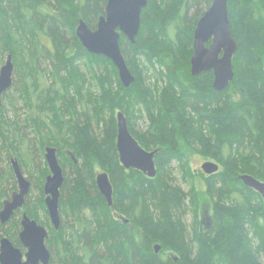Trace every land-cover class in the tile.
<instances>
[{
  "label": "trees",
  "instance_id": "obj_1",
  "mask_svg": "<svg viewBox=\"0 0 264 264\" xmlns=\"http://www.w3.org/2000/svg\"><path fill=\"white\" fill-rule=\"evenodd\" d=\"M106 2L0 0V67L12 58L10 90L27 110L22 130L0 107V209L16 186L11 159L30 178L40 173L42 178L33 181L43 195L46 171L34 166L37 155L31 149L35 151V144L42 158L44 149L52 147L74 179L64 177L60 190L59 216L64 222L58 231H48L50 264H261L264 205L238 178L248 175L264 183V0H227L238 49L232 59L233 81L220 93L212 89V73L191 77L187 68L194 28L211 0H147L136 44L120 39L135 78L129 89L122 87L110 61L89 55L75 37L80 20L96 29ZM182 51L188 53L186 68ZM155 64L165 69V75L158 76L167 83L157 98L141 73ZM116 110L142 149L158 150L153 179L121 167L115 147ZM142 110L150 126L136 135L130 120ZM100 126L98 135L94 128ZM19 130L29 131L32 140ZM192 151L220 165L218 173L205 178L211 212L206 230L198 218L197 192L191 187L184 193L172 176L176 162L183 180L193 178L186 161ZM97 171L106 173L112 184L111 207L97 191ZM10 182L6 194L3 187ZM40 202L47 216L44 199ZM26 203L23 212L37 221ZM112 212L122 216V222ZM188 214H193L195 228L190 234L183 223ZM18 225L14 216L4 232L13 242Z\"/></svg>",
  "mask_w": 264,
  "mask_h": 264
},
{
  "label": "water",
  "instance_id": "obj_2",
  "mask_svg": "<svg viewBox=\"0 0 264 264\" xmlns=\"http://www.w3.org/2000/svg\"><path fill=\"white\" fill-rule=\"evenodd\" d=\"M146 7L147 0H107L104 15L98 19L95 30H90L82 20L75 29V37L89 55L103 57L111 62L124 89H129L135 78L122 55L120 39L123 37L130 45L136 44L141 26V13ZM192 48L190 76L212 73V89L217 93L227 89L234 78L232 59L238 49L230 29L227 0H212L194 28ZM13 72L12 58L8 56L0 67V107L3 95L12 87ZM115 147L123 169L138 171L149 179L156 176L154 158L158 150L148 152L139 146L129 133L127 121L122 113L116 114ZM44 160L49 171L43 185L44 205L53 230L58 231L61 226L59 201L64 175L55 148L44 149ZM10 165L17 190L2 204L1 226L7 224L14 213L24 207L31 188L18 162L11 159ZM218 171V165L212 162L207 161L201 165V172L206 176H213ZM239 180L244 187L257 193L264 204V183L248 175L240 176ZM95 185L106 205L111 207L113 188L108 175L98 173ZM20 226L22 230L19 242L25 249V254L15 248L7 238H1L0 264H50L51 255L45 244L48 238L46 229L36 221L30 220L26 214L22 215ZM157 250L156 248L155 251Z\"/></svg>",
  "mask_w": 264,
  "mask_h": 264
},
{
  "label": "rangeland",
  "instance_id": "obj_3",
  "mask_svg": "<svg viewBox=\"0 0 264 264\" xmlns=\"http://www.w3.org/2000/svg\"><path fill=\"white\" fill-rule=\"evenodd\" d=\"M170 6V3L168 5V7ZM140 31V30H139ZM183 53V62H182V66L186 68V63L187 61L190 60L191 58V55L189 57V60H188V53L185 55V53L182 51ZM148 68V71L146 72L145 70L142 73L143 75V78H144V84L145 86L153 92V94L155 93L158 94L156 95V98L157 96H159L162 92V90L167 86V83L165 80H162L163 82L161 83L160 80H159V76H158V73L159 74H162V75H165V69L163 67H160V65H157L155 64L154 66V69H151L147 66ZM188 71H190V66L188 67ZM136 70V69H134ZM137 72H140V70L138 69ZM141 77V76H140ZM243 78L246 80L249 78V76H246L243 74ZM138 81H141L139 78H138ZM90 88H92L90 86ZM94 90V89H93ZM7 94H9L8 98L7 99H2V106L4 108V111H5V117L8 118L9 120L11 121H17L18 122V126L19 128H22V130L25 128V121H23L25 118H26V115H27V110L23 108V101H21L20 99L17 98V94L14 93L12 90H10L9 92H7ZM119 110H116L114 112V118H115V115L117 114ZM132 114H130L131 116ZM134 115V118L130 120V127L132 128L133 132L137 134H143L147 131L148 129V126H150V120L148 119L147 115H146V112L144 110L141 111V112H135L133 113ZM155 116L157 117L158 114L157 112H155ZM116 122V120H115ZM127 126H128V122H127ZM95 129V132L96 134L100 135L101 134V126L98 127V128H94ZM26 131V130H25ZM25 131H20L17 132L19 135L24 134L25 136H27V138L30 140H32V134L29 133V131L25 132ZM25 132V133H24ZM130 133V132H129ZM131 134V133H130ZM132 136V135H131ZM133 137V136H132ZM134 138V137H133ZM116 140V139H115ZM116 142V141H115ZM31 147L33 146L32 143L30 145ZM34 149L35 151H32L33 155H37V157H35L34 159V166L36 168H38L40 171H43L45 172L46 171V175H49V171H48V168L45 164V161H44V156L41 158L39 153H38V147H36V145L34 144ZM68 154H70V152L68 151ZM187 167L188 169H190L193 173V178L191 179H186V180H183V178H181V172H179V168H178V165L176 162H173L172 164V176L173 178L175 179V185L177 187H179L184 193H188L190 191V188H194V190L197 192V195L199 196L198 200H199V203H198V218L202 221L203 218H206L207 219V223H208V226L210 225V221H209V218H211V212L208 211L207 209V205H208V201L210 202V200L208 199V197L205 195V192H206V189L207 188V185L205 183V178L206 175L202 174L201 172V165L204 163V162H212L216 165H218L219 167V171H220V165L218 163V161L214 160V159H202L201 156L196 152L192 151V152H188L187 153ZM59 162V161H58ZM78 163V162H77ZM7 166V163L5 160H2V167H6ZM61 166V165H60ZM62 168V166H61ZM63 170V175L64 177L67 178L68 182L72 181L74 179V174L72 173V169H70L68 166H66L65 168H62ZM98 173H102L101 171H97L96 172V175ZM22 174L24 175V177L30 181L31 183V188H30V192H29V195L26 197L27 198V203L26 205L28 204L27 207L30 208L31 210V213L32 215L35 216V218L37 219V223L44 229H47L48 231L52 228L50 222H49V219H48V216H46L44 214L43 211H41L39 209V205H41V200L44 199V194L42 195L40 193V190H39V187L37 186V184L33 181V179H36L37 178V175L33 174L32 175V178L29 177L28 173L26 171H22ZM40 173H38V178H42L41 175H39ZM96 177V176H95ZM46 178V177H45ZM207 180V179H206ZM15 181V179H14ZM16 182V181H15ZM262 183V182H261ZM10 184V185H9ZM9 184H5L4 187H3V191L4 193L6 192V194L8 193L7 191L9 189H11V182ZM218 186H216L217 189H220V185L217 184ZM17 190V184L15 186V190L13 192H15ZM12 193V192H11ZM65 196V192L63 194ZM206 201V202H205ZM256 201V204L259 205V203H257V200ZM60 202V201H59ZM23 211V210H22ZM21 214V212H20ZM20 214L16 217V220H20ZM112 216L116 219V220H120L122 221L123 218L122 216H119L117 212H112ZM64 219L62 216H61V221L64 222ZM68 222V219L67 221ZM192 222H193V214H188L184 219H183V223L184 225L186 226V229L188 231V233L190 234L191 230H192ZM204 223V225H203ZM201 226L202 229H206L207 224L206 222H203ZM200 227V226H199ZM195 230V228H194ZM194 230H192V232H194ZM3 235V232L1 231L0 232V237H2ZM52 257L54 258L53 256V252H52ZM260 263L261 264H264V256L260 258ZM54 264V263H52Z\"/></svg>",
  "mask_w": 264,
  "mask_h": 264
},
{
  "label": "flooded vegetation",
  "instance_id": "obj_4",
  "mask_svg": "<svg viewBox=\"0 0 264 264\" xmlns=\"http://www.w3.org/2000/svg\"><path fill=\"white\" fill-rule=\"evenodd\" d=\"M12 193H14V192H12ZM11 197V196H10ZM9 197V198H10ZM9 198H7V199H5V200H3L2 201V204H3V202L4 201H6V200H8ZM27 199V198H26ZM26 199H25V203H26ZM112 200H113V197H112ZM25 206V205H24ZM1 209H2V207H1ZM0 209V210H1ZM24 209V207L21 209V210H18V211H16L15 213H14V215H13V217L11 218V220L8 222V223H10L11 221H12V219L14 218V216L15 217H17L19 214H20V212H21V214H20V220H19V225H18V229H17V231H16V239H17V241L15 242H13V241H11L7 236H5L4 235V232H6V231H8L7 230V226H8V223L7 224H5L4 226H1V228H2V232H3V235H2V237H0V239L1 238H7L11 243H12V245L15 247V248H18L19 250H20V252L24 255L25 254V249L21 246V244H20V242H19V234H20V232H21V226H20V221H21V219H22V215L23 214H25L22 210ZM30 220H33L32 218H30ZM119 220V219H118ZM34 221V220H33ZM120 221V220H119ZM120 222H122V221H120ZM203 222H206L207 223V219L206 218H204L202 221H201V225H202V223ZM37 223V222H36ZM124 223H126L125 221H124ZM38 224V223H37ZM127 225H128V223H126ZM39 225V224H38ZM203 225H204V223H203ZM202 225V226H203ZM205 225H207V227H206V229H208V228H210L211 227V225H209L208 226V223L207 224H205ZM40 226V225H39ZM205 229V230H206ZM201 230H203L202 228H201ZM46 231H47V234H48V230L46 229ZM47 241V240H46ZM18 243V244H17ZM46 244V243H45ZM48 249V248H47ZM49 251V250H48ZM51 255V254H50ZM50 261H51V257H50Z\"/></svg>",
  "mask_w": 264,
  "mask_h": 264
},
{
  "label": "bare ground",
  "instance_id": "obj_5",
  "mask_svg": "<svg viewBox=\"0 0 264 264\" xmlns=\"http://www.w3.org/2000/svg\"><path fill=\"white\" fill-rule=\"evenodd\" d=\"M211 2H212V0H211ZM211 4V3H210ZM105 8V7H104ZM204 14V13H203ZM77 27V26H76ZM118 77V76H117ZM121 84V83H120ZM115 119H116V115H115ZM45 161V160H44ZM118 161H119V159H118ZM46 164V163H45ZM21 170V169H20ZM238 180H239V178H238ZM240 181V180H239ZM241 182V181H240ZM242 183V182H241ZM243 185V184H242ZM263 202V201H262ZM264 205V204H263ZM1 226V225H0Z\"/></svg>",
  "mask_w": 264,
  "mask_h": 264
}]
</instances>
